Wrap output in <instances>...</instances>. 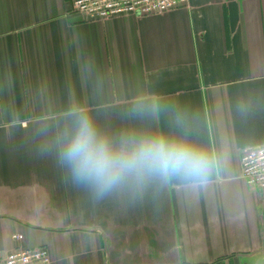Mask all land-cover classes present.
I'll return each instance as SVG.
<instances>
[{"label": "crops", "instance_id": "1", "mask_svg": "<svg viewBox=\"0 0 264 264\" xmlns=\"http://www.w3.org/2000/svg\"><path fill=\"white\" fill-rule=\"evenodd\" d=\"M80 113L114 142L193 144L211 171L98 198L62 157ZM261 145L264 0L99 20L72 0H0V261L46 246L51 264H264V191L241 176Z\"/></svg>", "mask_w": 264, "mask_h": 264}, {"label": "clouds", "instance_id": "2", "mask_svg": "<svg viewBox=\"0 0 264 264\" xmlns=\"http://www.w3.org/2000/svg\"><path fill=\"white\" fill-rule=\"evenodd\" d=\"M62 157L74 182L89 187L98 198L127 183L142 187L157 177L202 182L213 166L208 153L183 140L124 135L114 142L85 113L64 133Z\"/></svg>", "mask_w": 264, "mask_h": 264}, {"label": "built area", "instance_id": "3", "mask_svg": "<svg viewBox=\"0 0 264 264\" xmlns=\"http://www.w3.org/2000/svg\"><path fill=\"white\" fill-rule=\"evenodd\" d=\"M189 0H72L76 12L99 20L117 15L161 14L188 4ZM242 178L248 186L264 191V145L246 148L241 154ZM15 238H22L16 235ZM49 248L19 247L9 252L0 264H51Z\"/></svg>", "mask_w": 264, "mask_h": 264}]
</instances>
